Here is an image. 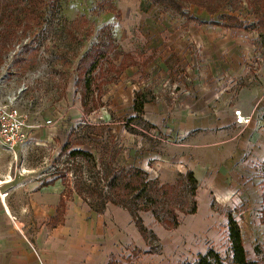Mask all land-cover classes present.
Listing matches in <instances>:
<instances>
[{
  "label": "rangeland",
  "instance_id": "374dc122",
  "mask_svg": "<svg viewBox=\"0 0 264 264\" xmlns=\"http://www.w3.org/2000/svg\"><path fill=\"white\" fill-rule=\"evenodd\" d=\"M175 1L179 11L149 0L1 2L0 103L17 108L28 140L0 150V183L13 188L5 200L24 241L85 229L108 264H186L209 250L229 264L231 216L247 259L264 264V0ZM115 165L160 182L192 171L196 212L174 230L140 213L143 239L120 206L98 211L95 194L75 191Z\"/></svg>",
  "mask_w": 264,
  "mask_h": 264
},
{
  "label": "trees",
  "instance_id": "16d2710c",
  "mask_svg": "<svg viewBox=\"0 0 264 264\" xmlns=\"http://www.w3.org/2000/svg\"><path fill=\"white\" fill-rule=\"evenodd\" d=\"M3 0H0V4ZM153 5L157 4L165 9L180 10L183 6L175 0H149ZM88 69L94 68V62L88 59ZM133 109L135 112L143 115V105L146 100L143 99L142 92L136 91ZM69 158H81L87 160L91 157L90 153L83 150H72L69 152ZM95 157L93 156V163ZM264 165V161L262 163ZM81 180L79 176L76 180ZM93 187L77 181L75 184L77 194L84 197V194H95L98 211L105 208L107 204L120 206L133 219L134 224L143 239H146L147 229L143 226L140 213H149L154 220L169 230L177 229L181 215L188 216L196 212V192L199 183L193 172L188 171L184 174H178L172 182H160L158 178L152 177L147 171L128 166L101 168L94 173ZM263 204H264V194ZM87 199L84 201L86 202ZM228 236L230 242L229 264H258L250 262L247 259L241 239L240 227L231 216L228 222ZM199 259L193 263L186 264H225L221 257L214 251L209 250L205 255L199 256Z\"/></svg>",
  "mask_w": 264,
  "mask_h": 264
},
{
  "label": "crops",
  "instance_id": "0c3cea01",
  "mask_svg": "<svg viewBox=\"0 0 264 264\" xmlns=\"http://www.w3.org/2000/svg\"><path fill=\"white\" fill-rule=\"evenodd\" d=\"M0 178L7 175L0 174ZM5 185H0V264H108L105 252H99L98 233L91 235L85 229H76L72 235L57 233L42 245L38 241H24L22 234L16 231L18 220L5 200L13 188ZM88 242L95 245L89 247Z\"/></svg>",
  "mask_w": 264,
  "mask_h": 264
},
{
  "label": "built area",
  "instance_id": "2783aa9c",
  "mask_svg": "<svg viewBox=\"0 0 264 264\" xmlns=\"http://www.w3.org/2000/svg\"><path fill=\"white\" fill-rule=\"evenodd\" d=\"M240 122L245 121L240 113L237 114ZM247 122V121H245ZM24 121L18 113L17 108L0 103V150L15 153L19 145L27 141L24 131Z\"/></svg>",
  "mask_w": 264,
  "mask_h": 264
},
{
  "label": "bare ground",
  "instance_id": "6f19581e",
  "mask_svg": "<svg viewBox=\"0 0 264 264\" xmlns=\"http://www.w3.org/2000/svg\"><path fill=\"white\" fill-rule=\"evenodd\" d=\"M3 184H6V183H0V185H3ZM5 197V196H4Z\"/></svg>",
  "mask_w": 264,
  "mask_h": 264
}]
</instances>
